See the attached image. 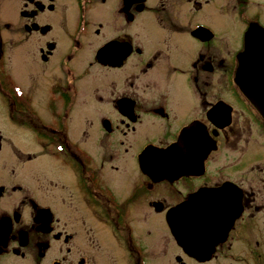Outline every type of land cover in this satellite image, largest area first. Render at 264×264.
I'll return each instance as SVG.
<instances>
[{
	"label": "flooded vegetation",
	"instance_id": "1",
	"mask_svg": "<svg viewBox=\"0 0 264 264\" xmlns=\"http://www.w3.org/2000/svg\"><path fill=\"white\" fill-rule=\"evenodd\" d=\"M214 1L0 0V264H264L243 228L264 214V116L233 79L264 0L218 8L243 27L232 52L198 18ZM188 205L211 207L191 254L171 225Z\"/></svg>",
	"mask_w": 264,
	"mask_h": 264
},
{
	"label": "rangeland",
	"instance_id": "2",
	"mask_svg": "<svg viewBox=\"0 0 264 264\" xmlns=\"http://www.w3.org/2000/svg\"><path fill=\"white\" fill-rule=\"evenodd\" d=\"M225 1L226 0H215L213 2L214 6L208 5L206 10L198 12V18H200V17L205 18L207 21V24L212 29L215 38L221 39L222 40L221 43L225 46H228L232 52L241 43L243 27L235 19L234 12H232V11H231V13L228 12V14H230L229 16L227 15V13H221L220 12V10L218 8H220L221 5L223 4V2H225ZM230 3H231L230 5H232V0ZM262 17H264V16H262ZM135 31H134V33L138 34L137 39L139 40V42H141L147 48H149L150 45H152V44L160 43L162 40V38L161 39L158 38V35L160 33L158 32L156 26L153 25L152 18L146 13H140L137 15V21L135 23ZM169 42H170V44H173V45H177V46L181 45V47L185 50L187 55L189 54V50H187L189 45H191V47H193V45L195 44V42H191V40L188 36H184V35H182V36L181 35H173L169 38ZM218 42H219V40L215 43H218ZM222 44H220V46H222ZM169 54L171 55L172 59H176L178 57V50L177 49L176 50L170 49ZM14 71H15V68H14ZM16 73L18 74V71H16ZM215 75H217V74H215ZM0 126H1L0 128L4 129V127H2L3 125L0 124ZM27 137L28 136H24V138L20 137L19 140H20V142H22V145H25V146L27 145V147H28V144H29L28 140H30V139H29V137L28 138ZM19 140L16 139V141H19ZM23 173H25V171H23ZM249 176H251V179H252L251 183L256 185V186H259V182L255 178V176L251 175V174L248 175V177ZM259 176L264 177V173L258 175V177ZM258 198H263V196L259 195ZM4 200H5V202H4V204L1 205L0 208L6 207L7 204L10 205L11 202L13 201V197L7 198ZM263 203L264 202L262 201V204ZM255 216H256V218H254L253 221L252 220H246V222L243 224V228H244V230H248L250 225L252 223H254L256 220L258 232L260 234L257 236L264 240V214H260V212H259ZM94 236L98 237V235H94ZM101 238H102L101 241L104 244H107L111 240L108 237H101ZM168 241L169 240L167 239V242L165 245L167 251H168V247H169ZM261 244H264V243H261ZM148 246L151 250V245L149 244ZM250 246L252 247V249H257L253 245V243L249 245L248 241H247V243L244 242L243 247H244V251L246 252L245 253L246 255L244 256L243 260H246L247 262L250 261V258L248 256V249ZM119 247L120 246L118 245V248ZM261 253L263 255L261 254L262 257H260V260H262V258H264V251L262 250ZM237 256H240V253H238ZM237 263L238 262L235 261L234 259L231 260V262H230V264H237ZM6 264H10V262H7ZM238 264H242V263H238Z\"/></svg>",
	"mask_w": 264,
	"mask_h": 264
},
{
	"label": "bare ground",
	"instance_id": "3",
	"mask_svg": "<svg viewBox=\"0 0 264 264\" xmlns=\"http://www.w3.org/2000/svg\"><path fill=\"white\" fill-rule=\"evenodd\" d=\"M251 27L253 26H249L246 33L245 46L242 51L244 55H238V67L236 70L235 81H238L236 83L245 91L249 99H254L253 101H250L254 103L261 112L263 111L262 114L264 116V108L261 110L257 103L258 101L264 102V32L255 31ZM252 65L255 67H261L260 69L255 68V70L261 71L260 73L262 75L260 78H255L251 75V72L254 70L253 67L250 68ZM248 68L251 69V72L249 71V73ZM245 72L250 75V79L247 78L245 80H241L246 77ZM195 208H198V213L194 212ZM210 208L211 207L208 205H188L178 209L177 214L180 215L181 218L187 219H182L183 222L181 223L173 222L171 225L173 229H177L182 233L183 247L186 250L193 252L195 245L191 243V239H195V236L198 237L199 235L206 233V217L210 215L208 212V209ZM173 216L175 217L176 214ZM191 226H193V228H190ZM188 231H190V233H188Z\"/></svg>",
	"mask_w": 264,
	"mask_h": 264
},
{
	"label": "water",
	"instance_id": "4",
	"mask_svg": "<svg viewBox=\"0 0 264 264\" xmlns=\"http://www.w3.org/2000/svg\"><path fill=\"white\" fill-rule=\"evenodd\" d=\"M253 26V27H251L252 29H254L255 31H260V32H264V27H261V26H259L258 24H256V23H252V24H250V26ZM242 50H240L238 53H237V55H241L242 54V56L244 55L243 54V52H241ZM257 64V63H256ZM254 68V70L251 72L250 70V68ZM250 68H248V73H249V71L251 72V75L253 76V77H255V78H260L261 77V71H259V70H255V68L256 69H260L261 67L260 66H257V67H255L254 65H252V66H250ZM247 72H245V75H246V77L245 78H243V79H241V80H245V79H250V75L248 74ZM233 79L235 80V77H233ZM239 80V79H238ZM235 82H238V81H235ZM251 101H253L254 99H250ZM249 100V101H250ZM258 103V105H259V108H261V110H262V108H264V102H260V101H258L257 102ZM263 112V111H262ZM185 252H187L188 254H191L190 253V250L189 251H186L185 249H183Z\"/></svg>",
	"mask_w": 264,
	"mask_h": 264
}]
</instances>
